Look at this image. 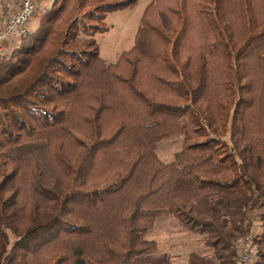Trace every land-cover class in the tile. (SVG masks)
<instances>
[{
  "label": "trees",
  "instance_id": "1",
  "mask_svg": "<svg viewBox=\"0 0 264 264\" xmlns=\"http://www.w3.org/2000/svg\"><path fill=\"white\" fill-rule=\"evenodd\" d=\"M138 2L54 0L0 58V264H167L163 213L209 250L188 264H234L254 210L264 264V0L151 1L106 62Z\"/></svg>",
  "mask_w": 264,
  "mask_h": 264
},
{
  "label": "rangeland",
  "instance_id": "2",
  "mask_svg": "<svg viewBox=\"0 0 264 264\" xmlns=\"http://www.w3.org/2000/svg\"><path fill=\"white\" fill-rule=\"evenodd\" d=\"M151 1L154 0H139L132 9L106 15L103 26L106 31L96 35L99 54L103 60L115 62L121 53L132 47L139 20L145 7ZM53 3L54 0H40L35 15L29 21V32L34 31L40 25L43 19L42 11H47ZM4 15L0 11V28L3 25ZM184 143L183 134L169 137L157 143L155 154L161 162L169 163L173 160L174 154L182 149ZM260 213L254 210L247 214L250 220L248 233L253 230L255 237L262 231L258 217ZM146 238L153 240L156 244V250L152 255L156 257L166 256L168 259L167 264H188L191 253L200 256L209 253V250L202 244L201 236L189 233L175 217L169 214L163 213L156 219L153 229L147 234Z\"/></svg>",
  "mask_w": 264,
  "mask_h": 264
},
{
  "label": "built area",
  "instance_id": "3",
  "mask_svg": "<svg viewBox=\"0 0 264 264\" xmlns=\"http://www.w3.org/2000/svg\"><path fill=\"white\" fill-rule=\"evenodd\" d=\"M40 0H18L14 12L4 21L0 28V58L19 38L26 36L29 21L33 17ZM253 230L235 242L237 257L234 264H254L256 261V245Z\"/></svg>",
  "mask_w": 264,
  "mask_h": 264
},
{
  "label": "crops",
  "instance_id": "4",
  "mask_svg": "<svg viewBox=\"0 0 264 264\" xmlns=\"http://www.w3.org/2000/svg\"><path fill=\"white\" fill-rule=\"evenodd\" d=\"M18 0H0L1 3V13L5 14L3 16V22L14 12L16 9Z\"/></svg>",
  "mask_w": 264,
  "mask_h": 264
}]
</instances>
